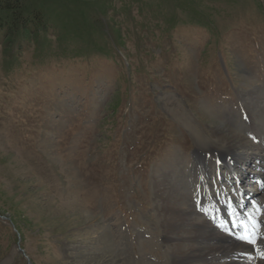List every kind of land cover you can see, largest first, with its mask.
<instances>
[{
    "label": "rangeland",
    "instance_id": "374dc122",
    "mask_svg": "<svg viewBox=\"0 0 264 264\" xmlns=\"http://www.w3.org/2000/svg\"><path fill=\"white\" fill-rule=\"evenodd\" d=\"M78 5L107 26L89 38L103 52L0 45V264H173L154 177L175 155L197 163L212 126L264 148V0ZM248 165L230 172L264 200V169Z\"/></svg>",
    "mask_w": 264,
    "mask_h": 264
},
{
    "label": "bare ground",
    "instance_id": "6f19581e",
    "mask_svg": "<svg viewBox=\"0 0 264 264\" xmlns=\"http://www.w3.org/2000/svg\"><path fill=\"white\" fill-rule=\"evenodd\" d=\"M255 103L254 100L246 101L245 106L251 108ZM256 120L253 114L249 113L242 119V124L246 129H251L254 138H258L263 132L262 129L257 130L254 127ZM212 133L214 135L211 143L222 141L224 144L222 150L214 148L211 143L201 146L200 152L195 155L197 159L195 164L183 161V157L175 155V160L170 163L169 169L154 177L153 191L157 196L163 236L168 242L172 262L173 264H264V239L252 248L246 243L239 242L234 232L229 235L219 226H215L218 219L220 221L225 213L231 211L234 202L240 203L238 198L237 201L228 198L227 189H231L232 184L221 182L224 176L231 174V178L238 180L239 185L236 190L239 198L246 200L253 197L255 203L259 202L261 196H254L250 189H246L243 181L240 182L245 173L237 170L232 174L230 169H235L242 161L248 162V166L264 169V148L261 143H250L244 136L221 125L212 126ZM197 137L200 138V135ZM241 147H249L256 151L242 153L238 151ZM224 169L226 172L223 171ZM258 176L257 181L255 179L253 181L261 185V182H264V174ZM260 209L264 211V203ZM256 221L258 222V219ZM106 260L101 259V263L118 264L115 260Z\"/></svg>",
    "mask_w": 264,
    "mask_h": 264
},
{
    "label": "trees",
    "instance_id": "16d2710c",
    "mask_svg": "<svg viewBox=\"0 0 264 264\" xmlns=\"http://www.w3.org/2000/svg\"><path fill=\"white\" fill-rule=\"evenodd\" d=\"M78 1L82 0H0L1 48L14 51L16 47L18 50L20 42L25 41L42 51L56 43L47 49L46 56L56 57L67 52L69 60L87 59L94 48L103 52L104 38H99V43L89 38L96 28L105 37L109 36V31L107 36V32L104 33L107 26L95 18L91 7H78ZM71 43L74 44L72 48Z\"/></svg>",
    "mask_w": 264,
    "mask_h": 264
},
{
    "label": "snow or ice",
    "instance_id": "6c2138e0",
    "mask_svg": "<svg viewBox=\"0 0 264 264\" xmlns=\"http://www.w3.org/2000/svg\"><path fill=\"white\" fill-rule=\"evenodd\" d=\"M241 239H248V237H246V236H242V237H240Z\"/></svg>",
    "mask_w": 264,
    "mask_h": 264
},
{
    "label": "water",
    "instance_id": "95a60500",
    "mask_svg": "<svg viewBox=\"0 0 264 264\" xmlns=\"http://www.w3.org/2000/svg\"><path fill=\"white\" fill-rule=\"evenodd\" d=\"M18 250H21L20 247H18Z\"/></svg>",
    "mask_w": 264,
    "mask_h": 264
}]
</instances>
